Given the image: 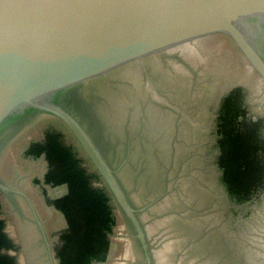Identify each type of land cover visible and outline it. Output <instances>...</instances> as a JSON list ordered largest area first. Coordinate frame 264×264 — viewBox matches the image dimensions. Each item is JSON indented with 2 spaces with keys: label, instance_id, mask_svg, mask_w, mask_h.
<instances>
[{
  "label": "rangeland",
  "instance_id": "obj_1",
  "mask_svg": "<svg viewBox=\"0 0 264 264\" xmlns=\"http://www.w3.org/2000/svg\"><path fill=\"white\" fill-rule=\"evenodd\" d=\"M238 86L247 91L251 116L264 119V83L233 41L217 35L127 65L78 95L79 116L115 172L130 213L66 125L44 113L29 115L0 149V218L19 247L10 254L18 264H58L54 249L67 223L49 201L67 187L47 186L46 159L24 156L55 130L85 169L101 176L95 187L111 196L110 255L96 264H264V191L245 205L233 203L214 162L220 102Z\"/></svg>",
  "mask_w": 264,
  "mask_h": 264
},
{
  "label": "water",
  "instance_id": "obj_2",
  "mask_svg": "<svg viewBox=\"0 0 264 264\" xmlns=\"http://www.w3.org/2000/svg\"><path fill=\"white\" fill-rule=\"evenodd\" d=\"M217 35L264 83V0H0V149L29 115L57 118L130 213L77 97L127 65Z\"/></svg>",
  "mask_w": 264,
  "mask_h": 264
},
{
  "label": "trees",
  "instance_id": "obj_3",
  "mask_svg": "<svg viewBox=\"0 0 264 264\" xmlns=\"http://www.w3.org/2000/svg\"><path fill=\"white\" fill-rule=\"evenodd\" d=\"M250 109L247 91L238 86L222 98L216 119L218 180L237 205L249 203L264 191V119L253 118ZM24 156L46 159L47 186L67 187L64 196L49 201L67 223L54 249L58 264L106 263L116 218L110 194L94 185L101 176L90 174L64 135L55 130L46 131L42 141L31 143ZM18 250L6 232V221L0 218V264H18L9 252Z\"/></svg>",
  "mask_w": 264,
  "mask_h": 264
},
{
  "label": "crops",
  "instance_id": "obj_4",
  "mask_svg": "<svg viewBox=\"0 0 264 264\" xmlns=\"http://www.w3.org/2000/svg\"><path fill=\"white\" fill-rule=\"evenodd\" d=\"M56 257V256H55ZM57 260V259H56ZM58 262V261H57Z\"/></svg>",
  "mask_w": 264,
  "mask_h": 264
}]
</instances>
